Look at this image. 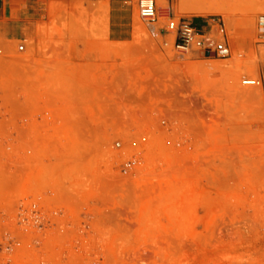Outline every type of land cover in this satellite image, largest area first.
Returning a JSON list of instances; mask_svg holds the SVG:
<instances>
[{
    "label": "rangeland",
    "instance_id": "obj_1",
    "mask_svg": "<svg viewBox=\"0 0 264 264\" xmlns=\"http://www.w3.org/2000/svg\"><path fill=\"white\" fill-rule=\"evenodd\" d=\"M177 3L166 0L190 24H223L230 58H179L173 35L151 38L134 4L110 101H66L64 65L24 63L32 41L0 42V264H264V0H208L229 31ZM56 29L39 45L64 47L84 28L63 15ZM23 71L43 73L29 80L56 98L31 91L26 119ZM244 80L260 93L240 96L252 90Z\"/></svg>",
    "mask_w": 264,
    "mask_h": 264
},
{
    "label": "crops",
    "instance_id": "obj_2",
    "mask_svg": "<svg viewBox=\"0 0 264 264\" xmlns=\"http://www.w3.org/2000/svg\"><path fill=\"white\" fill-rule=\"evenodd\" d=\"M135 0H0V42L21 44L32 41L35 46L23 56L24 63L40 62L46 65H64L66 101L80 98L86 105L110 101L112 90L106 94L105 86L112 87L116 77L114 68L120 65L116 45H125L134 39L133 9ZM71 17L82 28L71 36L64 47L40 46L43 40L50 41L56 31L59 16ZM107 15V30L95 28L104 22ZM198 31H204L205 21ZM78 39H85L78 41ZM108 67L109 73H105ZM116 69V68H115ZM44 78L41 72L23 71L22 98L24 119L27 118L31 91L33 102L36 96L40 103L55 102L54 95L46 98L37 84L29 79ZM55 86L56 82H51ZM38 86V88H37ZM29 104V105H28Z\"/></svg>",
    "mask_w": 264,
    "mask_h": 264
},
{
    "label": "built area",
    "instance_id": "obj_3",
    "mask_svg": "<svg viewBox=\"0 0 264 264\" xmlns=\"http://www.w3.org/2000/svg\"><path fill=\"white\" fill-rule=\"evenodd\" d=\"M166 1V0H163ZM159 0H136V10L139 20L146 26L147 32L151 38H159L163 33L172 34V50L179 58H183L189 53H199L201 56L208 54L218 60L230 58L231 51L226 40V34L223 24L220 21H213L204 31H198L183 18L173 15L170 7L166 4L165 8H158ZM167 46V44H165ZM19 53L24 51V46L17 48ZM258 81L243 82L242 86L255 87ZM164 124V121H163ZM23 131H28L27 123L23 126ZM47 128L43 125L37 126L36 131L43 132ZM120 143L116 142L115 147L120 148ZM135 162L128 161L122 165L121 173L129 174L134 168ZM32 214L37 217L34 224L37 228L43 227V221L40 210L37 205L32 206Z\"/></svg>",
    "mask_w": 264,
    "mask_h": 264
},
{
    "label": "bare ground",
    "instance_id": "obj_4",
    "mask_svg": "<svg viewBox=\"0 0 264 264\" xmlns=\"http://www.w3.org/2000/svg\"><path fill=\"white\" fill-rule=\"evenodd\" d=\"M159 1L161 4L166 5V1H163V0H159ZM177 9L181 15H183V14L188 15L190 13H197V12L204 13L206 15H213V14L214 15L215 14L220 15L223 18V22H224L226 29L228 31L230 30V24L232 22L230 21V17L228 15V12L222 11V10H217L215 13L212 12L210 7H208V0H178ZM209 64L210 65L209 66L207 65V68L209 67L210 69H215L214 67L211 66L212 63H209ZM247 81L252 82L255 80H244V81H242V83L247 82ZM242 83H241V85H242ZM259 85H260V83L258 84V87H250L252 90L247 89L248 91L241 89L239 91V95L245 99L246 98L247 99L253 98L255 95H258V93H260V91H261V87Z\"/></svg>",
    "mask_w": 264,
    "mask_h": 264
},
{
    "label": "trees",
    "instance_id": "obj_5",
    "mask_svg": "<svg viewBox=\"0 0 264 264\" xmlns=\"http://www.w3.org/2000/svg\"><path fill=\"white\" fill-rule=\"evenodd\" d=\"M203 21H204V20L201 19V18H195V19L192 21L191 26L199 30L200 27H201V26H200V23L203 22Z\"/></svg>",
    "mask_w": 264,
    "mask_h": 264
},
{
    "label": "water",
    "instance_id": "obj_6",
    "mask_svg": "<svg viewBox=\"0 0 264 264\" xmlns=\"http://www.w3.org/2000/svg\"><path fill=\"white\" fill-rule=\"evenodd\" d=\"M208 56H210V55L207 54L206 57H208Z\"/></svg>",
    "mask_w": 264,
    "mask_h": 264
}]
</instances>
